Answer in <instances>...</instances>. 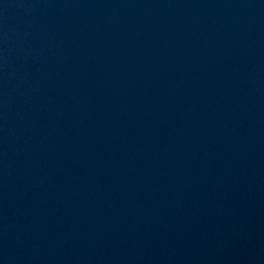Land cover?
<instances>
[{
    "label": "water",
    "instance_id": "1",
    "mask_svg": "<svg viewBox=\"0 0 264 264\" xmlns=\"http://www.w3.org/2000/svg\"><path fill=\"white\" fill-rule=\"evenodd\" d=\"M0 264H264V0H0Z\"/></svg>",
    "mask_w": 264,
    "mask_h": 264
}]
</instances>
